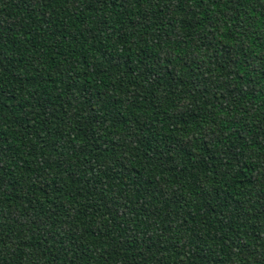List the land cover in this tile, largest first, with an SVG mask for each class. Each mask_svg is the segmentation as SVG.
Here are the masks:
<instances>
[{
    "label": "trees",
    "instance_id": "16d2710c",
    "mask_svg": "<svg viewBox=\"0 0 264 264\" xmlns=\"http://www.w3.org/2000/svg\"><path fill=\"white\" fill-rule=\"evenodd\" d=\"M0 264H264V0H0Z\"/></svg>",
    "mask_w": 264,
    "mask_h": 264
}]
</instances>
